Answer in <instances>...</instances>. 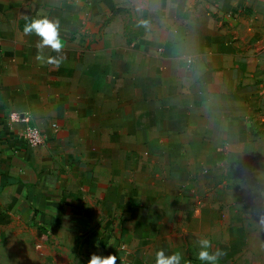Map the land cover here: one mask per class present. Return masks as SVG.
I'll use <instances>...</instances> for the list:
<instances>
[{"label": "crops", "instance_id": "obj_1", "mask_svg": "<svg viewBox=\"0 0 264 264\" xmlns=\"http://www.w3.org/2000/svg\"><path fill=\"white\" fill-rule=\"evenodd\" d=\"M138 7L141 30L118 13ZM38 16L58 21L60 52L39 50L25 31ZM40 51L63 60L41 61ZM12 111L28 113L45 144L11 133ZM256 120L264 0H0V264H88L93 253L155 264L161 249L205 264L202 238L221 252L218 264H257L256 239L217 238L215 208L181 202L198 199L182 189L183 131L195 151L205 136L204 150L227 145L244 166L262 147ZM178 214L184 223L165 217Z\"/></svg>", "mask_w": 264, "mask_h": 264}, {"label": "rangeland", "instance_id": "obj_2", "mask_svg": "<svg viewBox=\"0 0 264 264\" xmlns=\"http://www.w3.org/2000/svg\"><path fill=\"white\" fill-rule=\"evenodd\" d=\"M144 10L147 11V8L138 7L130 10L119 8L118 13L124 19L128 18L127 26L129 28L141 30L142 26L137 23L136 18L143 16ZM183 99L187 100L185 96H183ZM183 109L188 110L189 113V108L185 107ZM259 109L261 108H258L257 111H260ZM217 121L221 120L210 119L208 120V125L212 126V123H214L213 125L222 126L221 122L217 123ZM251 121L254 122L255 119H251ZM223 122L226 123V121ZM190 123L188 120L186 128H189ZM197 125H204L203 127H205L207 120L198 119ZM253 125V141L261 139L260 144L262 147L259 151H249L247 163L245 162L244 166L238 165L237 153L229 150L227 145L224 147L220 146L219 150H204L205 136H203V144L195 151V149L189 147V131H183L182 189L189 193L197 192L198 199L182 198L181 202L182 208L185 209L191 204L194 206L195 203L198 206L205 202H208L209 205L211 204L216 211V220L214 222L217 224L216 228H219L217 229L219 234L217 238L221 237L220 234L225 237L227 233L229 238L233 240L256 239L258 245L254 248L257 251L255 260L257 264H264V231H238L231 229L224 232L220 229L223 224L227 223H230L231 226L232 224L241 225L243 223L264 224V120L259 122L256 120ZM253 159L256 160V166L252 165ZM207 169L214 174L215 178L213 177V180H206V176L203 175L207 174L205 173ZM190 175H197V179L190 177ZM165 217H170L173 221L176 219L177 223H184L185 219H187L186 215L179 214ZM178 226L180 225L178 224ZM184 228L185 225L183 224L182 229L184 230ZM246 249L252 251V247H247Z\"/></svg>", "mask_w": 264, "mask_h": 264}, {"label": "clouds", "instance_id": "obj_3", "mask_svg": "<svg viewBox=\"0 0 264 264\" xmlns=\"http://www.w3.org/2000/svg\"><path fill=\"white\" fill-rule=\"evenodd\" d=\"M25 31L29 33H35L40 37L37 43L39 50L45 47H50L53 52H60L63 47V41L59 34V23L56 20L50 19L47 16H38L32 18L25 24ZM38 59L46 61L55 65H60L63 60L62 56H47L42 54V51L38 54ZM200 250L198 257L205 264H218V259L221 255L219 250L210 251V241L206 238H202L199 241ZM183 257L179 252L166 255L164 250L161 249L156 254L155 264H181ZM117 255L110 253L108 255L93 253L88 260V264H116Z\"/></svg>", "mask_w": 264, "mask_h": 264}, {"label": "built area", "instance_id": "obj_4", "mask_svg": "<svg viewBox=\"0 0 264 264\" xmlns=\"http://www.w3.org/2000/svg\"><path fill=\"white\" fill-rule=\"evenodd\" d=\"M7 127L17 138L24 141L29 147H38L45 144V137L34 124L32 117L22 111H12L7 118ZM54 127H57L54 124Z\"/></svg>", "mask_w": 264, "mask_h": 264}]
</instances>
